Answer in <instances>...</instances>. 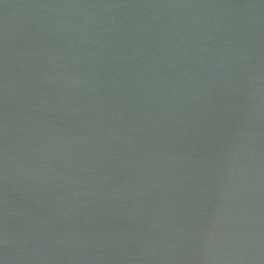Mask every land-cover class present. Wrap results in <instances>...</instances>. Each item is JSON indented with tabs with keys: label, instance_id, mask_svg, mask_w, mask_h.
I'll list each match as a JSON object with an SVG mask.
<instances>
[{
	"label": "water",
	"instance_id": "water-1",
	"mask_svg": "<svg viewBox=\"0 0 264 264\" xmlns=\"http://www.w3.org/2000/svg\"><path fill=\"white\" fill-rule=\"evenodd\" d=\"M0 264H264V0H0Z\"/></svg>",
	"mask_w": 264,
	"mask_h": 264
}]
</instances>
